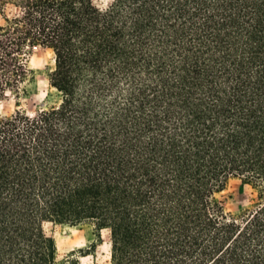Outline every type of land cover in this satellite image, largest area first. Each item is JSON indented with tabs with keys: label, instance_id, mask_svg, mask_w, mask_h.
I'll return each instance as SVG.
<instances>
[{
	"label": "trees",
	"instance_id": "1",
	"mask_svg": "<svg viewBox=\"0 0 264 264\" xmlns=\"http://www.w3.org/2000/svg\"><path fill=\"white\" fill-rule=\"evenodd\" d=\"M35 48L60 100L0 114V264H80L47 223L107 232L105 264H264V0H0V104Z\"/></svg>",
	"mask_w": 264,
	"mask_h": 264
},
{
	"label": "rangeland",
	"instance_id": "2",
	"mask_svg": "<svg viewBox=\"0 0 264 264\" xmlns=\"http://www.w3.org/2000/svg\"><path fill=\"white\" fill-rule=\"evenodd\" d=\"M104 0H96L102 4ZM8 12L14 11L9 5ZM28 64L35 72L33 83L28 87V95L15 100L9 95L8 99L0 104V114L12 113L20 109L29 115L35 112L55 106L59 103V95L49 86L48 74L54 66L53 56L50 51L35 48L30 52ZM224 202L225 210L231 214H238L244 210H253L260 203L258 192L249 185L243 184L238 179L230 180L225 190L220 194ZM48 235L56 242L58 258L63 259L69 254H76L80 264H105L109 259L108 234L101 231L98 241L97 234L87 226L69 227L54 223H47L44 226ZM93 244H96L95 252L92 255L82 256Z\"/></svg>",
	"mask_w": 264,
	"mask_h": 264
}]
</instances>
